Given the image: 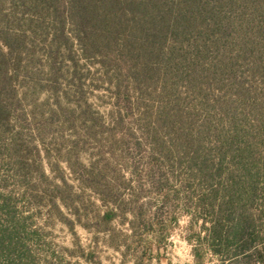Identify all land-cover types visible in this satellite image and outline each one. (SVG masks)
I'll return each mask as SVG.
<instances>
[{"label":"trees","instance_id":"trees-1","mask_svg":"<svg viewBox=\"0 0 264 264\" xmlns=\"http://www.w3.org/2000/svg\"><path fill=\"white\" fill-rule=\"evenodd\" d=\"M49 4L63 39L70 40L64 35L69 22L81 50L99 56L102 67L111 71L106 131L111 146L124 145L133 155L131 179L122 182L131 190L126 197L116 195L117 186L102 169L92 173L82 165L84 174L70 165L102 205L87 223L80 217L77 221L95 234H106L108 246L130 255L133 264H150L160 259L169 227L178 224L177 201L185 200L191 184L203 185L207 191L197 200L211 209L210 219L202 216L203 237L194 229L195 213L186 211L191 264L206 263L208 238L217 240L218 249L212 251L221 261L264 264V0ZM12 40L0 29L2 131L21 101L14 83ZM156 91L160 106L149 120L146 95ZM53 187L50 198L61 213L56 202H65L63 191L72 187L63 177ZM5 210L3 202L0 214ZM62 220L74 233L77 221ZM115 221L127 224L129 233L118 231ZM11 229H1L9 236L0 237V244L21 247L10 236ZM74 244L77 256L101 264L92 249Z\"/></svg>","mask_w":264,"mask_h":264},{"label":"rangeland","instance_id":"rangeland-1","mask_svg":"<svg viewBox=\"0 0 264 264\" xmlns=\"http://www.w3.org/2000/svg\"><path fill=\"white\" fill-rule=\"evenodd\" d=\"M49 2L0 0V29L13 37L14 83L21 100L10 114L8 128H0V204L7 205L0 214V237L8 239L9 234L1 230L8 225L13 241L18 239L23 244L15 248L0 244V264H92L74 253V242L86 251L92 249L94 259L101 264H133L130 255L108 246L106 234H95L82 224L102 210V205L94 190L70 167L72 164L84 174L102 169L112 179L110 184L117 186L116 195L131 193L122 182L131 179L128 169L133 155L124 145L111 146L106 131L112 107L108 89L111 71L102 67L99 56L81 50L69 22L64 35L70 40L63 39ZM146 96L144 111L154 120L161 97L157 91ZM82 165L87 170L80 168ZM62 177L72 188L63 191L65 202H56L60 213L50 193L53 183L62 184ZM206 191L205 186L194 183L186 188L185 200L177 201L178 224L169 227L160 259L153 258L150 264L193 263L192 246L186 240L190 224L186 211L195 213L194 229L203 237L202 216L210 219L211 209L199 205L197 197ZM66 218L77 221L74 233L62 220ZM211 225L207 222L205 226ZM114 226L129 233L127 224L115 221ZM205 245L210 250L205 264L242 263L221 261L212 251L218 249L217 240L208 238Z\"/></svg>","mask_w":264,"mask_h":264}]
</instances>
